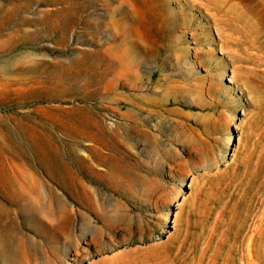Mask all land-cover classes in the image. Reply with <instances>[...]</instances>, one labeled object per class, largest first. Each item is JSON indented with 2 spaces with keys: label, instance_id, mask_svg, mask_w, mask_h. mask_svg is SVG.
<instances>
[{
  "label": "rangeland",
  "instance_id": "1",
  "mask_svg": "<svg viewBox=\"0 0 264 264\" xmlns=\"http://www.w3.org/2000/svg\"><path fill=\"white\" fill-rule=\"evenodd\" d=\"M0 264H264V0H0Z\"/></svg>",
  "mask_w": 264,
  "mask_h": 264
},
{
  "label": "bare ground",
  "instance_id": "2",
  "mask_svg": "<svg viewBox=\"0 0 264 264\" xmlns=\"http://www.w3.org/2000/svg\"><path fill=\"white\" fill-rule=\"evenodd\" d=\"M30 175H32V174H30ZM34 179H35V177H34ZM36 182V181H35ZM20 184V183H19ZM22 186V185H21ZM27 187V186H26ZM29 188H30V186H29ZM34 190V189H33ZM34 196V195H33ZM36 198H38V197H36ZM32 200H33V198H32ZM38 201V200H37ZM37 201L35 200L34 201V203H37ZM32 202V201H31ZM42 201H40V203H41Z\"/></svg>",
  "mask_w": 264,
  "mask_h": 264
}]
</instances>
